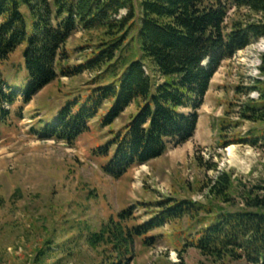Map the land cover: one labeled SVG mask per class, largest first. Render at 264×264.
<instances>
[{
	"label": "trees",
	"instance_id": "trees-1",
	"mask_svg": "<svg viewBox=\"0 0 264 264\" xmlns=\"http://www.w3.org/2000/svg\"><path fill=\"white\" fill-rule=\"evenodd\" d=\"M230 5L248 13L227 29ZM79 30L90 34L80 48H90L91 54L84 63L71 66L66 63L70 59L66 45ZM261 38L264 0H0V125L11 113L5 105H14L19 92L29 101L60 76L103 69L100 83L70 98L56 116L39 122L36 131L73 145L97 117L108 126L136 104L130 120L111 130L113 137L97 149L106 158L103 171L119 178L132 166L163 155L170 144L190 140L222 62ZM20 48L22 62L15 73L22 76L14 78L20 83L13 85L2 67ZM146 58L154 62L159 77L149 72ZM261 62L264 77V53ZM257 83L261 86L254 89H259L261 99L248 102L241 117L263 123L264 80ZM106 103L111 105L102 113ZM233 125L239 123L221 124V145L264 148V133L255 135L256 128L229 138L225 132ZM205 187L207 202L176 196L141 202L146 208L157 207L149 220L130 226L134 207L124 209L91 232L87 242L103 249L101 264H130L137 237L150 243L156 238L148 236L150 231L187 217L189 230L170 233L181 254L192 246L215 260L264 264V194L244 189L243 206L229 210L222 205L234 201L231 173L223 172Z\"/></svg>",
	"mask_w": 264,
	"mask_h": 264
},
{
	"label": "rangeland",
	"instance_id": "rangeland-1",
	"mask_svg": "<svg viewBox=\"0 0 264 264\" xmlns=\"http://www.w3.org/2000/svg\"><path fill=\"white\" fill-rule=\"evenodd\" d=\"M245 13L248 10L238 11L230 5L227 29ZM88 38L89 33L79 30L68 40L70 59L66 63L75 66L86 61L91 49L80 47ZM21 52L22 48L2 67L13 85L17 83L14 78L20 80L22 76L15 73L22 62ZM263 53L261 38L225 59L199 110L195 135L183 144H170L163 155L132 166L119 178L103 171L106 158L97 149L113 137L111 130H119L130 120L137 111L136 104L111 125L103 126L97 117L90 122L91 130L73 145L44 138L36 131L39 122L56 116L70 98L86 94L100 83L98 76L103 69L60 76L29 101L19 92L14 105H5L11 113L0 125V264H101L103 249L87 242L91 232L131 207L129 225L143 224L157 207L146 208L141 202L156 203L174 196L207 202L206 184L223 172L232 174L236 187L231 206L222 205L226 209L243 206L240 194L244 189L264 194V148L243 143L223 146L220 130L224 120H231L239 126L226 130L229 138L252 128H256L255 135L264 133V122L241 117L248 102L261 99L259 89L254 87L261 86L258 79L264 80L260 70ZM144 62L149 72L159 77L154 62L149 58ZM110 105L106 103L101 112ZM190 223L185 217L152 230L148 236L156 238L150 243L137 237L130 264H251L245 260H215L192 246L181 254L170 233L189 230Z\"/></svg>",
	"mask_w": 264,
	"mask_h": 264
},
{
	"label": "bare ground",
	"instance_id": "bare-ground-1",
	"mask_svg": "<svg viewBox=\"0 0 264 264\" xmlns=\"http://www.w3.org/2000/svg\"><path fill=\"white\" fill-rule=\"evenodd\" d=\"M232 149V147L231 148H229V150H231Z\"/></svg>",
	"mask_w": 264,
	"mask_h": 264
}]
</instances>
